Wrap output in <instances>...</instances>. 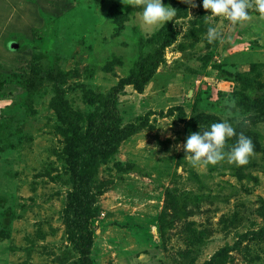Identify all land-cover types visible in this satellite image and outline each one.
<instances>
[{
    "label": "rangeland",
    "instance_id": "rangeland-1",
    "mask_svg": "<svg viewBox=\"0 0 264 264\" xmlns=\"http://www.w3.org/2000/svg\"><path fill=\"white\" fill-rule=\"evenodd\" d=\"M251 3L233 23L195 0L154 28L143 0H0V264H264V13ZM209 26L225 39L209 42ZM172 32L143 89L116 96L118 126L138 129L90 150L95 201L72 235L79 159L108 143L90 119ZM223 119L251 137L247 163L193 166L187 135Z\"/></svg>",
    "mask_w": 264,
    "mask_h": 264
},
{
    "label": "clouds",
    "instance_id": "clouds-1",
    "mask_svg": "<svg viewBox=\"0 0 264 264\" xmlns=\"http://www.w3.org/2000/svg\"><path fill=\"white\" fill-rule=\"evenodd\" d=\"M191 6H195V0H185ZM143 10L140 13L144 24L158 27L164 25L168 20L176 15V9L162 0H143ZM260 12L264 13V0H255L254 5ZM202 7L210 9L211 14L207 16H222L233 23L242 22L249 18L250 7H253L251 0H202ZM230 39V37H228ZM207 39L209 42L225 37L215 26L207 29ZM236 136L235 143L230 151L225 152L227 138ZM185 155L190 157L193 166L208 163L215 164L228 158L237 165L247 163L250 153L254 150L251 137L243 132H237L232 123L227 120H218L210 124L206 129L190 132L183 142Z\"/></svg>",
    "mask_w": 264,
    "mask_h": 264
},
{
    "label": "trees",
    "instance_id": "trees-1",
    "mask_svg": "<svg viewBox=\"0 0 264 264\" xmlns=\"http://www.w3.org/2000/svg\"><path fill=\"white\" fill-rule=\"evenodd\" d=\"M188 3L182 2L176 11V15L172 18L175 20L182 16L181 9L187 7ZM171 20V21H172ZM176 37V33L172 32L170 35H166L162 37L160 46H159V56L155 54L147 55L145 57H140L137 62L133 65L132 69L130 70L129 75L124 78L120 79L118 84L111 88L106 96V101L108 105V111L104 112L102 115H98L96 117H92L90 119V126L92 128V136L94 138H99L101 135L108 136V148L105 142L100 141L95 145L91 144L88 146V150H86L79 159L78 167L76 169L75 175V191L76 196L78 198L79 203L75 205H68L69 209L66 212V226L67 231L74 235L72 232V223H73V214H76L80 211L79 206L81 207H88L94 203V194L90 191L91 189V178L93 176V166L95 165L96 155L93 154L91 151L93 149L104 147V151L106 153H112L115 151L118 144L127 138L128 136L134 134L137 131V127L133 124H129L125 127H119V114L116 109V96L117 94L124 88L125 84H133V86L138 90L141 91L145 86L147 80L156 72L158 65L162 62L161 52L171 45ZM40 79L54 77L53 74H43L40 76ZM65 112H68L66 108H63ZM69 115L75 119V121L81 120V116L79 113L76 112H68ZM257 122H264V114H260L255 117ZM97 141V140H96ZM91 150V151H90ZM79 205V206H78ZM74 210L76 212L74 213ZM72 216V217H71ZM81 217V215H80Z\"/></svg>",
    "mask_w": 264,
    "mask_h": 264
}]
</instances>
